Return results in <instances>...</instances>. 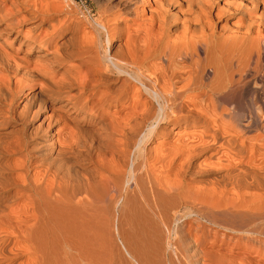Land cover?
Wrapping results in <instances>:
<instances>
[{
    "label": "bare ground",
    "instance_id": "obj_1",
    "mask_svg": "<svg viewBox=\"0 0 264 264\" xmlns=\"http://www.w3.org/2000/svg\"><path fill=\"white\" fill-rule=\"evenodd\" d=\"M119 2L88 36L0 0V264H246L242 240L264 258V0Z\"/></svg>",
    "mask_w": 264,
    "mask_h": 264
},
{
    "label": "rangeland",
    "instance_id": "obj_2",
    "mask_svg": "<svg viewBox=\"0 0 264 264\" xmlns=\"http://www.w3.org/2000/svg\"><path fill=\"white\" fill-rule=\"evenodd\" d=\"M47 1V0H46ZM51 2V3H53V4H55L56 6H57V8L58 9H60V10H58V12L60 13V17L59 18H65L66 17V19H69V20H75V21H78L79 23H80V28H81V33L83 32V33H86L88 36L90 35V33H89V31H90V28H89V26H88V22H92V21H96L100 16H103V15H106V12H107V14H109V13H111V12H114V11H116V10H118V7L117 6H120V2H119V0H48V2ZM68 1H69V3H68ZM235 1L236 0H222V2H220V6H224V4H226V3H229L231 6H233V4L235 3ZM119 2V3H118ZM224 2V3H223ZM70 5V6H69ZM138 5V6H137ZM135 6H137L136 8H135V10H137V14H136V16H143L144 14V16L145 17H143V18H148V11H147V9L148 8H151V7H145V6H143L142 5V3L141 2H139V3H137ZM71 7V8H70ZM225 7V6H224ZM261 8V7H260ZM260 8H257L256 9V12L257 13H259L260 12ZM70 9V10H69ZM114 10V11H113ZM144 11V12H143ZM141 12V13H140ZM100 13H101V15H100ZM143 13V14H142ZM62 14V15H61ZM68 14V15H67ZM103 14V15H102ZM62 16V17H61ZM224 15H221V18L220 19H218V20H215L214 19V22H216V26H217V24H219L218 25V28H219V26L220 27H222L221 26V24L222 23H224V21L222 20V17H223ZM234 20H236L235 18H232V19H230V22H235ZM220 21V22H219ZM82 24V25H81ZM222 25H224V24H222ZM220 29V28H219ZM82 33V34H83ZM7 35L8 34H6L5 32H3V36L5 37V38H7ZM81 35V34H80ZM10 40V39H9ZM16 49H18V51H16ZM13 50L16 52V55H18V56H20L21 55V53L20 52H22V50L18 47V43L17 42H15V43H13ZM228 111L230 112V109L228 108ZM238 138L239 139H241L242 137L238 134ZM208 152V153H207ZM212 153V151H206L205 153H203L202 154V156L199 158V162H200V164H202L201 162H203L204 164L205 163H208V164H206V165H202L203 167H202V169H204V168H206V167H208L209 168V166H211L210 164L212 163L213 165L215 164V162L216 163H219L218 165L217 164H215V166H211V167H216V166H219L220 165V167L221 168H223L224 166H225V164H226V161L225 160H220V161H218L216 158V156L214 155V153H212L213 155H211V153ZM205 155V156H204ZM210 155V156H209ZM210 157V158H209ZM209 161H211V162H209ZM224 164V166L223 165H221V164ZM209 165V166H208ZM205 166V167H204ZM220 167H217V169L218 168H220ZM225 168V167H224ZM207 169V168H206ZM216 169V168H215ZM170 178V177H169ZM206 179V180H205ZM208 179H212V178H202V180H200L199 179V181H198V179H195V180H193L194 181V183L192 182L191 184H189V188L190 189H192V188H194L195 186L197 187V186H199V187H197V189L198 190H195L196 189V187H195V191H198V192H200L201 191V194H203L202 196L205 198V199H207V197H208V195H210V194H212L213 196H209L208 197V199L206 200V201H209L210 202V200H212V199H214V198H216L215 199V201L217 200V201H222V202H220V204H222V203H226V201L228 200V201H230V199L232 200V196L233 197H235L234 196V193H232V191L231 190H229L230 188L229 187H224L225 189V191L224 190H222V186H220V184H218L217 183V181L216 180H214V179H212L211 181L210 180H208ZM204 181V182H203ZM210 181V182H209ZM213 181H215L214 183H213ZM197 182H198V184H197ZM207 182H208V184H207ZM200 183V184H199ZM212 183H213V185H214V187L216 188V189H214V187H213V185H212ZM215 183H216V185H215ZM194 184H196L195 186H194ZM202 184V185H201ZM201 185V186H200ZM204 185H205V187H204ZM194 186V187H193ZM219 186V187H218ZM204 187V188H203ZM212 187V188H211ZM218 187V188H217ZM202 188V190L204 191H202V190H199V189H201ZM220 188V190H218ZM205 189V190H204ZM211 189H213L214 191H213V193L211 192ZM229 190L228 191V193L226 192V190ZM193 189H192V191H194ZM217 190V191H216ZM194 191V192H195ZM220 191H222V192H220ZM224 191V192H223ZM229 193H231V194H229ZM208 194V195H207ZM223 194V195H222ZM214 196H216V197H214ZM203 197H202V200H203ZM212 198V199H211ZM204 199V200H205ZM219 199V200H218ZM235 199V198H234ZM214 201V200H213ZM212 202V201H211ZM213 203V202H212ZM214 203H216V202H214ZM218 203V202H217ZM219 204V203H218ZM205 232L207 231L208 232V234L210 235V236H212L211 234H214V231L216 230V228L214 227H211V226H209V225H205V227H204V229H203ZM218 231V234H222V230H216V232ZM231 236V235H230ZM229 236V237H230ZM226 240V241H225ZM224 240V242H225V246H228V244L229 243H231L232 241L234 242V239L232 238V239H230V241H228V239L226 238ZM239 245H236V249H234V252H236L237 254V258H239V259H242L243 261H244V263H246V264H264V258H262V256H261V254H257L256 253V250H255V248H256V244L255 243H253V242H250V241H246V240H242L241 242H239L238 243ZM255 251V252H254Z\"/></svg>",
    "mask_w": 264,
    "mask_h": 264
}]
</instances>
